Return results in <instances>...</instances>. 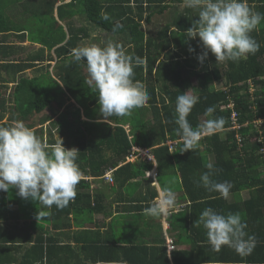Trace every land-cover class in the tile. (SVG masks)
<instances>
[{"label": "trees", "instance_id": "trees-1", "mask_svg": "<svg viewBox=\"0 0 264 264\" xmlns=\"http://www.w3.org/2000/svg\"><path fill=\"white\" fill-rule=\"evenodd\" d=\"M13 1L0 0V33L13 31L22 38L24 30H14L6 16V8ZM28 1L38 5L34 7L35 12L42 10L49 14L55 25L52 31L56 28L61 32L62 28L66 35L58 33L50 35V39L35 41L46 47L47 53L43 49L34 50L24 59L9 52L0 54V126L6 127L20 120L49 146L61 139L65 148L73 146L80 151L78 164L82 172L86 166L89 173H94V161L98 159L104 169H113L110 170L111 180L112 174L118 178L125 173L131 180L145 176V171L147 174L152 165L148 161L136 159V162L127 161L118 166L134 144L155 156L157 170L154 177L171 171L172 164L176 163L192 204L188 214L176 215L183 212L176 211L167 217L178 235L191 221L197 220L198 211L214 205L220 207L226 202L227 198L220 195L214 198L212 196L218 194L216 191L209 193L200 185V176L208 170L207 164L214 166L216 182L231 184L230 191L264 189V21L251 33L260 45L254 54L238 61L219 62L209 53L200 62L197 57L203 49L198 38L189 40L185 34L198 19V11L185 8L183 0H25ZM248 4L254 11L264 13V0H248ZM52 11H55L54 15ZM76 16L78 18L74 19ZM146 16L156 18L155 22L161 19L163 25L151 26L150 21L146 30L143 29ZM78 20L84 23L75 25ZM62 21H65V28ZM87 24L97 28L98 37L91 35ZM104 34L106 40L100 41ZM86 39L94 42L81 44ZM109 40L119 42L126 53L143 59V65L134 69L135 79L145 84L150 96L147 105L135 108L136 111L133 109L130 116L108 117L114 126L97 113L98 94L92 92L89 75L82 70L83 66L87 67L86 62L74 61L71 54L73 48L90 46L96 41L103 47ZM190 48L193 51H189ZM37 64L47 69L45 79L48 83L37 82V75L29 76L24 72ZM186 91L199 97L187 117L194 128L208 119L204 112L209 106L215 107L213 116L223 117L226 124L223 132L205 134L196 149L183 152V140L175 131L178 127L175 106L177 97ZM6 113V121H2ZM148 115L149 122L146 120ZM126 123L128 130L124 126ZM108 152L112 154L111 159L106 156ZM83 182L80 180L77 186L87 188ZM4 195L0 191L2 218L6 214L4 209L8 208ZM94 200L92 208L100 210L97 207L100 198ZM87 204L90 206L92 202L87 201ZM149 206L151 203L146 208ZM44 217L49 218V215ZM141 230L135 232V241L122 250L135 264H153L152 260L146 262L144 255L154 246L146 243L140 235ZM40 238V255L44 250L50 254L52 246L45 241L49 238L44 235ZM164 245L162 251L166 248L165 242ZM142 249L146 250L142 252Z\"/></svg>", "mask_w": 264, "mask_h": 264}, {"label": "clouds", "instance_id": "clouds-1", "mask_svg": "<svg viewBox=\"0 0 264 264\" xmlns=\"http://www.w3.org/2000/svg\"><path fill=\"white\" fill-rule=\"evenodd\" d=\"M183 5L198 11V19L185 34L189 40L198 38L203 49L197 57L200 62L209 53L216 61L225 62L238 61L259 50L260 45L251 33L264 21V13L254 11L248 0H183ZM71 54L74 61L86 62L88 83L92 85V92L98 94L99 110L104 118L130 116L133 109L147 105L150 96L145 84L135 79L134 71L144 61L135 54L126 53L119 42L109 40L103 47L97 44L77 47ZM198 102L199 97L189 91L176 100L178 127L175 131L183 140V152L196 149L203 135L225 130L226 120L213 116L214 106L205 109L208 119L203 124L192 126L187 117ZM79 153L76 148H65L61 139L49 146L23 121L0 126V191L14 188L23 199H31L48 209L53 205L63 209L75 199L83 175L77 163ZM206 168L208 170L200 176V185L227 198L231 184L213 179L215 169L211 163ZM109 173L110 170L105 171L103 177H111ZM175 207L176 192L164 184L159 186L158 201L145 208L144 214L167 218ZM48 214L38 211V216ZM194 223L206 230L208 241L216 252L228 246L239 255L247 256L256 246L255 237L248 234L247 223L239 213L225 215L208 207Z\"/></svg>", "mask_w": 264, "mask_h": 264}, {"label": "crops", "instance_id": "crops-1", "mask_svg": "<svg viewBox=\"0 0 264 264\" xmlns=\"http://www.w3.org/2000/svg\"><path fill=\"white\" fill-rule=\"evenodd\" d=\"M10 35L13 36L11 39ZM40 49L47 51L41 44L20 38L13 31L0 33V54L9 52L24 59L29 53ZM32 67L24 71L29 76ZM191 81L195 83L194 76ZM97 113L103 118L100 110ZM6 117L7 113L2 121H6ZM81 117H84L82 113ZM105 120L110 122L107 118ZM132 147L138 146L134 144ZM130 152L124 155L118 166L127 161H137L128 158ZM106 156L111 159L112 154L108 152ZM209 160H213L212 156H209ZM98 163L101 164V161L96 159L94 173H89L85 166L81 180L85 181L83 183L87 188L77 186L75 199L63 209L55 205L48 209L36 201L23 199L14 188L4 192V203L8 208L4 209V218L0 217V264H135L124 255L126 251L122 247L130 246L135 241V232L140 229L146 243L154 246L144 255L146 262L152 260L153 264H264V189L257 190L255 187L254 191L246 188L230 191L222 206L211 207L225 215L239 213L246 221V231L255 237L256 246L250 255L241 256L228 246H223L219 252L214 251L206 230L202 226H195L192 221L178 235L167 218H153L143 213L146 205L158 201L159 186H162L159 179L163 177L170 178L166 184L176 192V207L171 212L183 211L176 214L181 215L191 211L192 204L183 188L176 163L172 164L173 177L170 174L163 176V173L159 177H149L145 171V176L137 180L129 179L125 173L118 178L112 174L111 181L103 175L105 171L112 172L113 169H104ZM150 163L152 165L147 172L151 169L156 171L155 156ZM217 193L212 197L221 196ZM97 197L100 198L97 204L100 210L92 208ZM87 201H91L92 205L88 206ZM39 210L49 213V218L38 216ZM202 211L196 213L197 219ZM40 235L49 238L45 241L52 246L50 254L44 250L40 255ZM170 237L174 239V248L168 250L166 245L162 251L161 246ZM108 250H112L111 253Z\"/></svg>", "mask_w": 264, "mask_h": 264}, {"label": "rangeland", "instance_id": "rangeland-1", "mask_svg": "<svg viewBox=\"0 0 264 264\" xmlns=\"http://www.w3.org/2000/svg\"><path fill=\"white\" fill-rule=\"evenodd\" d=\"M65 1H69V0H65ZM10 3H11L10 6L6 8V10L8 11L7 12L5 11L6 16L10 19L9 23L13 27L14 30H22V29L24 30L23 31L24 33L22 34V38H26L32 42L34 41L41 42L40 39H43V38L50 39V37L53 36L54 34L61 33V36L65 34L62 28H61V32L57 30L56 28L52 31V26H55V25H52V21H53L52 18L49 17V14L46 13L45 11L40 10V12L39 11L35 12L34 7L36 8L38 7V5L36 6L34 2H30V1L25 2V0H14L13 2H10ZM32 3L34 5H32ZM52 14L54 15L55 13H53L52 11ZM76 18H78V16H76L74 19ZM156 20H157L156 18L149 19L146 16V20H143V29L146 30V26L149 25L150 21H151L150 23L151 26H155L157 24H159L160 26L163 25L161 19L155 22ZM83 23H84L83 20H78L75 25H81ZM61 25L63 26V28H65V21H62ZM89 29H90L89 32H91L92 36L98 37L96 30H95L97 29L96 27L89 25ZM11 37L13 36L10 35L9 39H11ZM16 37L17 36H15V38ZM104 40H106L105 34L102 35L100 41H104ZM100 41H96L95 43L97 44ZM88 42H94V41H89L86 39L85 41L81 42V44L88 45L89 44ZM46 70L47 69L41 66V64H37L35 68L34 66L32 67L31 76L37 75V78H38L37 82L42 81L43 84L48 83V79H45ZM82 70L85 71L86 75H88L87 67H83ZM52 72H54L53 69H52ZM50 86H52L51 83H50ZM189 93L191 94V91H189ZM134 111H136V109H134ZM44 112H46V110H44ZM81 113L82 111H80V114ZM39 115L40 113L36 115V118H34L35 121H37V118L39 117ZM147 118L150 119V116L148 115ZM128 119L130 120V118ZM127 125L129 126V124H126V128L128 129ZM172 173H173V169L171 171L166 170L163 172V176H165L166 174H170L173 177ZM159 180L161 184L164 185L166 184L167 181L170 180V178L163 177V178H160Z\"/></svg>", "mask_w": 264, "mask_h": 264}, {"label": "built area", "instance_id": "built-area-1", "mask_svg": "<svg viewBox=\"0 0 264 264\" xmlns=\"http://www.w3.org/2000/svg\"><path fill=\"white\" fill-rule=\"evenodd\" d=\"M128 158H130V159H138V160L140 159V160H143L145 162L146 161L151 162V161H153L154 156L147 149L133 147L132 151L129 153ZM147 175L149 177H154L156 175V171L154 169H151L150 171L147 172ZM109 181H111V177H109ZM166 245H167V249L168 250L173 249L174 248L173 239L167 238Z\"/></svg>", "mask_w": 264, "mask_h": 264}, {"label": "bare ground", "instance_id": "bare-ground-1", "mask_svg": "<svg viewBox=\"0 0 264 264\" xmlns=\"http://www.w3.org/2000/svg\"><path fill=\"white\" fill-rule=\"evenodd\" d=\"M57 24V23H56ZM66 38V37H65ZM53 47V46H52ZM51 52V51H50ZM59 54V53H58ZM50 57V56H49Z\"/></svg>", "mask_w": 264, "mask_h": 264}]
</instances>
